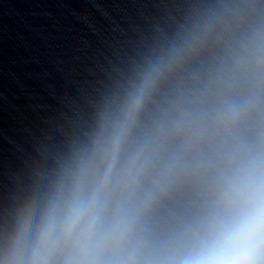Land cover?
<instances>
[{
    "label": "clouds",
    "instance_id": "9594fccd",
    "mask_svg": "<svg viewBox=\"0 0 264 264\" xmlns=\"http://www.w3.org/2000/svg\"><path fill=\"white\" fill-rule=\"evenodd\" d=\"M214 27L149 58L106 103L88 141L20 209L0 264H264V131L242 134L264 108V31L232 50L225 91L206 85L196 106H178L140 132L161 84ZM190 176L206 185L202 210L155 241V207Z\"/></svg>",
    "mask_w": 264,
    "mask_h": 264
},
{
    "label": "water",
    "instance_id": "95a60500",
    "mask_svg": "<svg viewBox=\"0 0 264 264\" xmlns=\"http://www.w3.org/2000/svg\"><path fill=\"white\" fill-rule=\"evenodd\" d=\"M209 24L204 47L161 84L141 134L176 107L196 106L206 85L226 90L232 50L264 31V0H0V256L22 206L88 141L106 103L149 58ZM259 131L264 108L242 134L255 139ZM206 191L198 178H182L150 217L154 240L190 223Z\"/></svg>",
    "mask_w": 264,
    "mask_h": 264
}]
</instances>
